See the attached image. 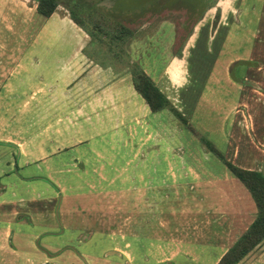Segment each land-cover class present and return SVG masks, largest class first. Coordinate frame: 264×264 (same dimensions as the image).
<instances>
[{
    "label": "crops",
    "instance_id": "crops-1",
    "mask_svg": "<svg viewBox=\"0 0 264 264\" xmlns=\"http://www.w3.org/2000/svg\"><path fill=\"white\" fill-rule=\"evenodd\" d=\"M221 1L224 2L223 10L226 14L233 13L231 16L224 15L222 10L221 15L215 18L212 13L214 10L208 8L209 10L194 22L190 32L185 36L179 25L184 22L189 23L192 18L179 15L176 28L172 26L173 21L162 20L161 28L165 38L164 42L161 41L162 44L164 43L159 51L161 55H158L161 66L154 77L144 72L150 76L170 103L181 113L182 96L181 90L178 91L177 88L189 83L190 79L197 81L203 77L195 99L196 109L200 97L204 100L208 99L207 96H201V92L207 87L208 81H212L210 78L211 72L217 64L221 75L219 78H214V80L216 79L219 84L229 83L231 87H234L232 89H235L239 94V98L230 101L227 111L219 112L217 115L211 113L209 115L205 111L198 113L195 111V130L233 164L264 172V113L261 112V102L258 101V97H264V36L262 37L263 40L259 41V48H256L254 39L257 37V30L247 31L245 34L244 31H241V33L230 29L235 23L246 22L240 20L239 16L236 18L234 14L236 7L243 4L235 5L234 0ZM216 5H220V2ZM96 6L101 7L103 5L97 3ZM50 15L47 17H50ZM66 21L68 23L67 27H71L70 32L74 35L77 34L76 45L72 50L73 56L80 52L81 45H77V39H80L78 37L80 34H84V31L69 15L66 16ZM206 22L207 26H205ZM178 35L182 37L179 45L177 40L174 41ZM243 35L244 39L250 41L249 46H246L247 48H244L243 45L242 48L236 46L233 47L234 49L231 52H226L225 43L231 37L235 39V37L241 38ZM170 41H174L172 52L166 48L167 43L169 44ZM197 44L200 45L198 49ZM195 49L197 50L195 51ZM258 55L259 62L255 60V56ZM191 56L194 59L192 71L189 68L188 61ZM206 56L209 57L207 61ZM81 60L69 61L67 59L61 62L60 73H63L61 81L54 79L49 73V83H44L41 73L40 77L37 76V71H35L36 67L39 68L37 63L28 62L25 64L28 67L25 71L21 65L16 64L18 62L14 64L11 62L8 67L0 65V90L2 88L4 90V94H0V102L9 100L13 103H34L32 107L35 109L33 111H35L34 117L36 120L44 118L43 112L45 117L48 118L60 119L63 117L68 119L71 118L72 112L76 109H79L77 113L81 114V109L91 110L89 105L95 109L99 107L105 109L106 104L117 105L112 108H114L116 119L119 120L120 124H122V120L140 122V116L149 112H153V114L156 111L170 113V110L165 107L156 111H151L148 108L143 98L133 87L131 73L128 75L130 77L125 79L124 84L118 87L117 82L120 80L123 70L118 71V76L111 77L110 69L102 68L101 73H96L95 69L84 68L85 63L81 64ZM218 61L220 62L218 63ZM236 63L241 64V71L237 74L234 67ZM15 67L22 68L20 72L24 74L22 77L19 75L8 82L10 74L16 70ZM80 68L89 72L91 76L96 75V78L83 77L82 80L77 81L76 77L71 83H68L70 76L75 77L76 71ZM232 72L235 74L234 78L230 77ZM161 73L163 74L161 75ZM162 76L168 79L169 86L168 84L163 86L171 90L170 94L167 90V93H164V89L158 84V80L160 81ZM28 81L33 82L30 89L27 85H24ZM72 84H74L72 89L77 90L79 97H82V99L84 96L87 97L86 102L82 99L78 101V107L72 103L73 100H70L73 94L68 90V87ZM46 87L48 90H46ZM217 87L222 86L218 85ZM61 102L66 106L64 108L65 116L58 109ZM36 103H47V108L36 111L38 109ZM240 104L244 105V111L238 107ZM139 107L140 110H138ZM248 107H251L252 110L250 111L251 108ZM36 112L40 113V116H37ZM182 115L185 117V114L182 113ZM96 120L98 119L96 118L93 122L95 123ZM142 128L144 129L146 126L142 125ZM170 129L171 127L163 126V130L169 131ZM179 129L181 131L182 127L180 126ZM154 130V126L148 129L145 137L153 139L156 136ZM96 132L101 131L96 130ZM60 140L65 141V147L62 149H54V144L51 143L48 144V147L44 146V150L47 151V155L44 157L28 158L19 146L20 141H14L11 137L5 135L0 136V145H8L12 148L11 151L0 153V264H146L144 256L130 255L121 248L110 246L106 252L111 255L101 258L103 250L97 254L92 250L83 251V247L86 246L87 241H91L92 245H97L101 242V239L105 241V234H100V232L111 230L112 227L117 229V225L121 224L113 223L111 227H107L108 224H103L104 228L101 224V226H93L91 219L94 216H90L89 213L91 212L87 208L91 201H88L89 195L85 193L87 183L85 178H149L151 174L148 166L147 170L143 171L144 173L139 169H137L138 173H135V164H132L130 171L124 175L113 163L104 162V160L93 161L84 153H76L75 145L80 142H75L63 136H60ZM196 140L197 138L194 136V148H198L196 150L199 153L196 159L200 162L210 160L213 165L219 166L218 174H210L212 178H209L205 163L196 172L194 183L195 206L193 208L195 214L198 217L200 216L199 221L206 223L201 225L216 224L225 219L230 228L233 226L238 229H240L239 226H242V229L245 228L254 217L256 210L250 193L239 179L229 174L223 163L212 151L203 146L202 142L200 143L201 147L198 146ZM180 144L182 149L185 150L183 140L180 141ZM164 146L166 148L164 151L169 152L172 148L168 142L164 143ZM122 151L127 152L124 149ZM151 153L153 155L154 151L152 150ZM134 154L138 156L136 152ZM147 156L148 153H145L139 158L145 160ZM33 165L39 166V169L36 167L34 168L36 171L26 173V167L32 168ZM220 172L223 173L220 174ZM207 188L211 191L208 192ZM148 192L147 189L146 199L149 196ZM115 196L117 199H121L120 203L123 205V200L117 191ZM150 199L152 204L150 213L154 215V192H151ZM45 200L48 202V207L32 210L33 203L39 207V203H45ZM25 204H29L30 208L28 206L26 208ZM117 206L118 209L121 208L120 205ZM94 212L98 213V210ZM130 213L135 215L133 202H131ZM147 215L149 216V212ZM148 218L143 223L137 219L133 220L130 223L132 230L149 231L150 220ZM52 221L55 222L56 227L50 225ZM157 224L162 227L161 230L165 229L163 227L164 222ZM195 227L200 228V224L195 225ZM166 236L164 235V246L168 249L174 248L175 245ZM149 243H151V240ZM172 250L174 253H178L177 255L182 254L180 250ZM224 250L216 256L213 264ZM166 251L167 249L155 259L153 264H185L184 261H179L180 256L173 259L171 255H166ZM185 255L188 256V253H185ZM232 264H264V236L238 261Z\"/></svg>",
    "mask_w": 264,
    "mask_h": 264
},
{
    "label": "rangeland",
    "instance_id": "rangeland-1",
    "mask_svg": "<svg viewBox=\"0 0 264 264\" xmlns=\"http://www.w3.org/2000/svg\"><path fill=\"white\" fill-rule=\"evenodd\" d=\"M234 1L235 5L243 4L236 7L234 13L236 18L239 16L240 20L246 22H243L244 24L235 23L230 29L244 31L245 34L247 31L257 30L254 44L256 43L255 47L259 48V41L263 40L262 37L264 36V0ZM84 2L92 5L95 0H84ZM219 2L220 5H214L215 18H218L223 10L224 2L221 0ZM88 9V12H90L88 15L91 17L86 14V17H89L86 20L94 21L100 18V21L99 19L96 21L100 24L95 25L96 33H94V36L86 33L78 25L84 31V34H80L78 37L80 39H77V45H81L80 52L72 56L77 34L74 35L70 32L71 27H67L66 16H68V11L64 4L57 5L55 12L46 18L35 11L34 0H0V65L8 67L11 62L13 64L18 62L16 64L21 65L25 71L28 69L25 65L28 62L37 63L39 68L36 67L35 71H37V76L40 73L43 75L44 83H49V73L54 79L61 81L63 73H60V63L67 59L69 61L82 59L81 64L85 63L84 68L95 69L96 73L100 72L102 68H108L111 71V77L118 76V71L123 70L122 76L117 82L118 87L122 86L128 77L131 76L133 79L134 74L132 75V72L138 69L149 73L151 77L157 74L161 66L158 55H161L159 51L164 44L161 41L164 42L165 38L161 21L171 20L173 21V28H176L177 19L182 14L181 11L173 9L157 10L134 19L132 23H126V20L118 18L120 23L131 29L130 35L120 33L122 35L118 38L115 36L114 31L109 30L107 27V24H111L112 20H115L110 15L111 12L99 6ZM242 9L244 10L242 11ZM223 13L228 17L233 14H226L225 10H223ZM196 16L197 12L194 13V17ZM142 18H145V20H142ZM104 21V25L101 24ZM205 24L207 26V22ZM180 36L178 35L174 39V41L177 40L178 45L182 40ZM174 41H170L166 45L170 52L174 50ZM248 44H250V41L244 39L243 35L241 38L235 37L233 39L231 37L225 43L224 48L226 52H231L234 49L233 47L241 46L242 48L243 45L244 48H247ZM197 45L198 49L200 45ZM255 57V60L259 62V55ZM208 59L209 57L206 56V61ZM188 61L189 68L192 71L193 57H189ZM240 66V63L235 64L236 74L241 71ZM15 68L16 70L10 74L8 82L12 78L15 79L19 75L22 77L24 74L20 72L22 68ZM130 73L131 75L128 76ZM220 75L218 65L215 64L210 77L212 81H208L207 87L201 92V96H207L210 100H204L200 97L196 109L195 99L203 77L197 81L190 79L189 83L177 88L178 91L181 90L182 103L180 107H182V111H180L181 114H185L186 123L182 122L171 111L170 113L156 111L155 114L149 112L143 116L141 115L140 122L122 120V124H120L119 120L116 119L114 108H112L117 105L113 103V106L106 104L105 109L100 107L95 109L89 105L91 110L81 109V114L77 113L79 109H76L72 112L71 118L68 119L63 117L60 119L48 118L45 117L43 112L44 118L36 120L34 117L35 111L32 107L34 103H13L9 100L7 102L2 100L0 102V136L5 135L11 137L14 141H20L19 146L28 158L44 157L47 155L44 146L48 147V144L51 143L54 144V149H62L65 147V141H61L60 136H63L75 142H80L75 145L76 153H84L93 161L104 160V162L113 163L124 175L130 171L132 164H135V173H138L137 169L144 173L143 171H146L148 166L151 174L149 178H85L87 181L85 193L89 195L88 201H91L87 208L91 212L89 213L90 216H94L91 219L93 226L101 224L104 228L103 224H108L107 227H111L113 223L121 224L117 225V229L112 227L111 230L100 232V234H105L104 239L106 242L101 239V242L97 245H92L91 241H87L83 251L92 250L99 254L103 250L101 258H106L111 255L106 251L110 246H113L125 250L130 255L144 256L146 264H153L155 259L167 249L166 255H171L173 259L180 256L179 261H184L185 264H213L216 256L223 249L229 247L250 223L243 229L242 226H239L241 230L236 226L230 228L225 219L216 224L210 223L203 226L201 224L206 223L199 221L200 216L198 217L195 214L193 208L195 206V177L201 165L206 164L209 178H212L210 174L219 173V166L213 165L210 160L205 161L202 159L203 162H200L196 159L199 153L196 150L198 148H194V136L199 141L198 143L196 140L198 146L201 147L200 143L202 141L197 137L194 127L195 111L196 113L205 111L209 115L210 113L217 115L219 112L227 111L230 101L239 98V94L235 89H232L234 87H231L229 83L219 84L216 79L214 80V78H219ZM76 77L77 81H80L83 77L96 78V75L91 76L89 72L80 68L76 71L75 77L70 76L68 83H71ZM230 77L234 78L235 74L232 72ZM158 84L164 89V93H171V90L167 89L168 87L163 86L164 84L169 86L167 78L162 76V79L158 80ZM24 85H27L30 89L33 82L28 81ZM73 85L68 87V90L73 94L70 100H73L72 103L78 107V101L82 97H79L75 88L72 89ZM218 85L222 87L218 88ZM63 89L65 90V88ZM46 90H48L47 87ZM81 91L83 90L81 89ZM0 94H4L3 88L0 90ZM258 98L259 103L261 102V112L264 113V97ZM63 100L66 102L65 99ZM82 100L86 102L87 97L84 96ZM36 106L38 107L36 111L46 109L47 103H36ZM86 106L88 105L86 104ZM238 107L242 111L245 109L243 104L238 105ZM64 108H66L65 104L59 103L58 109L61 114H64L63 116L66 114ZM138 110H140V107ZM36 114L40 116V113L36 112ZM96 118L98 120L94 123L93 121ZM142 125H145L146 128L143 129ZM152 125L155 127L154 134L156 135L153 139L145 137L147 130L153 127ZM164 125L171 127V129L169 131L163 130ZM180 126L182 127L181 131ZM96 130L101 132H96ZM181 140L184 142L185 150L181 147ZM166 142L170 143L172 147L169 152L164 151L166 150L164 146ZM203 146L205 145L203 144ZM174 147L175 149H173ZM10 149L12 148L8 145H0V153H5ZM122 149L127 150V152L122 151ZM152 150L154 151L153 155ZM142 153L143 155L148 153L145 160L139 158L143 156ZM222 163L229 174L234 176L224 162ZM216 164L218 165V163ZM36 167L39 169L37 165H33L32 168L27 166L25 172L36 171L34 170ZM222 173L220 172V174ZM234 178L236 177L234 176ZM147 189L149 190L148 199H146ZM206 190L211 191L209 188ZM116 191L121 196L123 205L120 203L121 199H117V194L115 196ZM151 192H154L155 195L154 215L150 213L152 206ZM131 202L134 203L135 215L130 213ZM39 204L38 207L37 204L33 203L32 210L48 207L46 200L45 203L41 202ZM117 205H120L121 208L118 209ZM24 206L27 208L29 204ZM49 206L51 205L49 204ZM92 210H98V213ZM148 212L149 216L147 215ZM147 218L150 220L149 231L132 230L130 223L133 220L137 219L143 223L147 221ZM159 222L165 223L164 230H161L162 227L157 224ZM199 224L200 228H196L195 225ZM50 225L56 227L54 221ZM164 235H167L166 237L175 245L172 249L180 250L183 255H177L178 253H174L172 249L164 246ZM97 237L99 238V236ZM136 238L141 239L137 240ZM55 240L57 241L58 238ZM150 240L151 243H149ZM185 253H188V256Z\"/></svg>",
    "mask_w": 264,
    "mask_h": 264
},
{
    "label": "trees",
    "instance_id": "trees-1",
    "mask_svg": "<svg viewBox=\"0 0 264 264\" xmlns=\"http://www.w3.org/2000/svg\"><path fill=\"white\" fill-rule=\"evenodd\" d=\"M100 0H95L92 5L84 2V0H35V10L42 16H49L56 8L58 3L65 5L69 17L89 35H95L94 27L100 23L97 20L90 21L88 8H95L96 3ZM117 0H114L116 2ZM124 3L134 2L139 3L145 0H123ZM87 4V5H85ZM100 7V6H99ZM104 9V6H101ZM111 12L110 15L115 19L111 24H107L109 30L114 31L116 37H120L123 33L130 35L131 31L127 26H124L118 21L119 12L114 9H106ZM116 12V13H115ZM86 14L89 17H86ZM98 17V15H97ZM92 22V23H90ZM105 23L101 22V24ZM91 25V26H90ZM104 25V24H103ZM117 30V32H116ZM122 33V34H120ZM132 84L134 89L140 94L144 102L151 111H156L161 108H167L174 113L182 122L186 123L185 117L170 103L168 98L162 91L155 85L150 76L143 70L138 69L132 72ZM197 133V132H196ZM199 139L207 149L212 151L230 170V172L246 187L250 193L252 200L255 204V214L253 219L247 225L245 230L235 239V241L227 247L219 256L214 264H232L238 261L248 250H250L263 236H264V174L262 171L254 168H245L233 164L225 159L220 152L202 135L197 133Z\"/></svg>",
    "mask_w": 264,
    "mask_h": 264
},
{
    "label": "flooded vegetation",
    "instance_id": "flooded-vegetation-1",
    "mask_svg": "<svg viewBox=\"0 0 264 264\" xmlns=\"http://www.w3.org/2000/svg\"><path fill=\"white\" fill-rule=\"evenodd\" d=\"M220 0H145L139 3L127 2L124 3L123 0L110 1L109 5H103L104 9H114L119 12V19L126 20V23L134 22V19L143 16L147 13H153L157 10H168L173 9L175 11H181V15H186L191 19L189 23H180L181 30L185 35H187L194 22L204 15L208 8L214 10V5L218 4ZM137 2V0H136ZM98 3V2H97ZM96 3V4H97ZM60 3H58L59 5ZM197 12V16L194 17V13ZM213 16H215V11H212ZM145 20V18H142ZM144 22V21H143ZM123 25V23H121ZM130 29V28H129ZM131 31V29H130Z\"/></svg>",
    "mask_w": 264,
    "mask_h": 264
},
{
    "label": "water",
    "instance_id": "water-1",
    "mask_svg": "<svg viewBox=\"0 0 264 264\" xmlns=\"http://www.w3.org/2000/svg\"><path fill=\"white\" fill-rule=\"evenodd\" d=\"M111 0H100L98 4L100 5H109Z\"/></svg>",
    "mask_w": 264,
    "mask_h": 264
}]
</instances>
